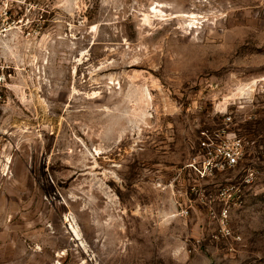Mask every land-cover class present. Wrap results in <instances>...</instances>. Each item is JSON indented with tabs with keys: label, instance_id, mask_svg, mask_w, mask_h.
I'll list each match as a JSON object with an SVG mask.
<instances>
[{
	"label": "rangeland",
	"instance_id": "1",
	"mask_svg": "<svg viewBox=\"0 0 264 264\" xmlns=\"http://www.w3.org/2000/svg\"><path fill=\"white\" fill-rule=\"evenodd\" d=\"M0 67V264H264V0H0Z\"/></svg>",
	"mask_w": 264,
	"mask_h": 264
},
{
	"label": "built area",
	"instance_id": "2",
	"mask_svg": "<svg viewBox=\"0 0 264 264\" xmlns=\"http://www.w3.org/2000/svg\"><path fill=\"white\" fill-rule=\"evenodd\" d=\"M0 69H1V67H0ZM3 80H4V75L0 71V85L3 83ZM221 145H222V143L220 145H218V149L220 148ZM210 153H212V152L210 151ZM239 155H240V149L238 147L236 150L229 151L227 153V157H226L227 163L224 166H227V165L234 166L238 162Z\"/></svg>",
	"mask_w": 264,
	"mask_h": 264
},
{
	"label": "trees",
	"instance_id": "3",
	"mask_svg": "<svg viewBox=\"0 0 264 264\" xmlns=\"http://www.w3.org/2000/svg\"><path fill=\"white\" fill-rule=\"evenodd\" d=\"M221 144V141H220V143L218 142L216 145H217V148H218V145H220Z\"/></svg>",
	"mask_w": 264,
	"mask_h": 264
}]
</instances>
